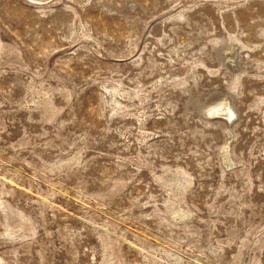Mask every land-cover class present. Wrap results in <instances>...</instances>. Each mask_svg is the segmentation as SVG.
<instances>
[{"label":"rangeland","instance_id":"374dc122","mask_svg":"<svg viewBox=\"0 0 264 264\" xmlns=\"http://www.w3.org/2000/svg\"><path fill=\"white\" fill-rule=\"evenodd\" d=\"M0 264H264V0H0Z\"/></svg>","mask_w":264,"mask_h":264}]
</instances>
